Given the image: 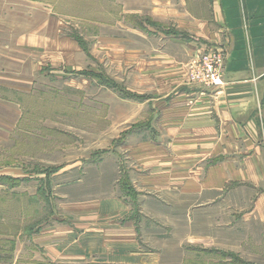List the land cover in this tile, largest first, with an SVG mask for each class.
Returning <instances> with one entry per match:
<instances>
[{
    "label": "rangeland",
    "instance_id": "374dc122",
    "mask_svg": "<svg viewBox=\"0 0 264 264\" xmlns=\"http://www.w3.org/2000/svg\"><path fill=\"white\" fill-rule=\"evenodd\" d=\"M156 7L151 0L0 6V264H111L70 245L92 232L96 209L113 196L133 203L129 210L141 205L133 222L162 264H204L220 254L232 264H264L261 225L246 231L232 223L241 200L195 210L197 200L173 184L162 190L144 181L156 160L170 158L172 169V140L162 134L172 130L161 113L177 84L208 92L189 80L191 63L222 47L170 35L177 17ZM128 169L140 197L119 187L130 186Z\"/></svg>",
    "mask_w": 264,
    "mask_h": 264
},
{
    "label": "crops",
    "instance_id": "0c3cea01",
    "mask_svg": "<svg viewBox=\"0 0 264 264\" xmlns=\"http://www.w3.org/2000/svg\"><path fill=\"white\" fill-rule=\"evenodd\" d=\"M151 1L157 13L177 17L179 24L170 35L187 33L205 44L217 43L227 59L220 90L201 91L204 88L188 81L177 84V94L161 113L162 120L167 118L163 125L172 130L171 135L167 128L162 133L172 140L168 145L172 169L165 164L170 158L156 160V170L144 175V181L156 182L162 190L173 184L174 192L197 200L191 205L195 210L213 203L223 206L216 200L225 198L241 200L232 223L239 227L242 222L246 231L261 225L260 246H264V0ZM3 3L0 0V6ZM156 134L158 138L160 133ZM125 172L130 186L119 182V187L127 193L132 187L140 197L131 170ZM127 204L133 203L124 197H105L89 226L92 232L78 233L70 249L104 257L111 264H162V254L150 249L139 224L133 222L141 205L129 210ZM220 256L199 263L232 264L228 256Z\"/></svg>",
    "mask_w": 264,
    "mask_h": 264
},
{
    "label": "built area",
    "instance_id": "2783aa9c",
    "mask_svg": "<svg viewBox=\"0 0 264 264\" xmlns=\"http://www.w3.org/2000/svg\"><path fill=\"white\" fill-rule=\"evenodd\" d=\"M191 63L189 80L202 86L221 89L224 85L226 52L222 47L209 46Z\"/></svg>",
    "mask_w": 264,
    "mask_h": 264
},
{
    "label": "trees",
    "instance_id": "16d2710c",
    "mask_svg": "<svg viewBox=\"0 0 264 264\" xmlns=\"http://www.w3.org/2000/svg\"><path fill=\"white\" fill-rule=\"evenodd\" d=\"M237 260H236V262L238 263V264H247L244 260H242V259H239V258H236Z\"/></svg>",
    "mask_w": 264,
    "mask_h": 264
}]
</instances>
